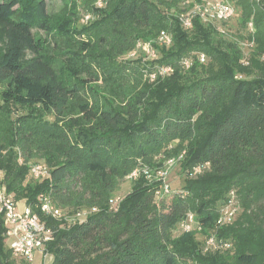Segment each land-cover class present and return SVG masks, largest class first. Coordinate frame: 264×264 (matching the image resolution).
I'll list each match as a JSON object with an SVG mask.
<instances>
[{
	"label": "trees",
	"instance_id": "trees-1",
	"mask_svg": "<svg viewBox=\"0 0 264 264\" xmlns=\"http://www.w3.org/2000/svg\"><path fill=\"white\" fill-rule=\"evenodd\" d=\"M64 1L49 13L47 0H0V170L7 192L51 230L50 264H264V67L257 63L264 55V0H228L242 26L252 23L249 59L259 71L251 79L237 78L252 70L239 63L236 49L213 45L214 29L196 16L186 29L150 0H101L105 7L91 9L99 18L78 30L76 0ZM41 31L55 40L56 53ZM161 31L171 35L170 45L156 44ZM139 40L151 41L157 58L118 60ZM185 58L192 61L187 69ZM165 66L172 71L143 80L142 72ZM99 78L102 90L91 83ZM112 96L126 103L116 107ZM18 106L25 113L12 119ZM16 146L42 152L49 177L25 182L29 165L20 164ZM183 151L181 192L156 196L158 182L140 175L110 208L117 181L138 158L163 154L164 161ZM202 163L208 166L192 175ZM231 191L239 212L216 227ZM43 193L58 208L68 196L75 211L95 210L68 224L41 212ZM188 213L201 230L173 236ZM4 232L0 220V264H27L13 258ZM195 232H214L230 246L203 252Z\"/></svg>",
	"mask_w": 264,
	"mask_h": 264
},
{
	"label": "built area",
	"instance_id": "built-area-1",
	"mask_svg": "<svg viewBox=\"0 0 264 264\" xmlns=\"http://www.w3.org/2000/svg\"><path fill=\"white\" fill-rule=\"evenodd\" d=\"M206 1L207 0H195L194 5L197 6L196 10L189 14L186 12L179 16L180 23L184 28L190 29L192 27V18L194 16L198 17L203 22L210 20V23H214L216 21L221 22L229 20L235 14V7L228 0ZM185 3L189 4L188 0ZM98 5H102L101 0L98 1ZM248 28L253 31L251 22H248ZM155 42L158 46H168L171 43V35L161 31ZM139 55L143 56L146 60L155 59L157 58V48L151 41L143 42L139 40L135 48L129 53V56L131 58H136ZM198 57L201 62L206 60L203 53H199ZM191 62V59L185 58L182 60V65L187 69L191 65ZM171 71L172 68L170 66L158 67L156 72L150 73L148 76L153 80L156 73L164 75ZM183 154L184 151L179 155L178 159H180ZM174 161L173 159L168 160L166 165L154 171V175L146 167L135 168L129 173L127 178L135 180L140 175H143L145 179L151 181L153 177L159 184L155 194L156 196H161L173 191L168 182H166V175L169 166H171ZM207 166L208 163L196 165L193 167L191 174H199ZM49 170L50 168L47 165L36 162L29 165L28 175L34 180L41 181L49 177ZM3 178L4 173L0 170V220L5 227V246L11 251L13 258L19 262L33 264L35 257L39 256L41 260L39 264H46L45 260L50 254L45 250V244L51 239L52 232L46 227L44 221L40 219L38 214L34 213L24 203L19 205V201H16L13 195L7 192L5 184L3 183ZM38 198L40 200V210L44 215L55 218L56 220L63 219L68 224L83 221L87 214L95 210V208H91L89 210H77L71 214L63 213L60 208L53 205L49 194H39ZM119 202V198L115 200L109 199L110 208L116 210ZM238 212L239 206L235 199L234 192L231 191L227 195V200L220 205L216 227L231 223ZM178 226H180L183 232L201 230V225L195 220V216L192 213H188ZM229 246L230 244L228 241L217 238L216 234L213 232L205 236L202 250L203 252L225 250Z\"/></svg>",
	"mask_w": 264,
	"mask_h": 264
},
{
	"label": "rangeland",
	"instance_id": "rangeland-1",
	"mask_svg": "<svg viewBox=\"0 0 264 264\" xmlns=\"http://www.w3.org/2000/svg\"><path fill=\"white\" fill-rule=\"evenodd\" d=\"M98 1L92 2L90 6L86 4L85 0H76V16H75V23L74 26L80 30L86 26H89L93 21L98 19L99 17L94 15L93 10L91 11L92 8H94V5L97 7H100L98 5ZM154 3H156L160 9H162L164 12H167L171 15L174 16H181L184 13H191L196 10V5L195 0H188L189 4H186L185 2L187 0H150ZM208 2H213V0H207ZM206 1V2H207ZM47 9L49 13H56L59 12L65 4L64 0H47ZM101 7H105V5H101ZM206 27H211L214 29V31L210 32L209 38L210 41L213 45L218 46L221 49L228 50L231 47L236 49L238 52H240L239 56V63H241L244 66L250 67V70H252V73L248 74H240L237 73V78L239 79H251L255 76L258 75L259 69L256 66H253L250 63V56H251V51H252V46L253 44L248 40V31L249 28L246 25L245 27L240 24V16L236 14L232 18L226 21H216L214 23H210L209 21L205 22ZM210 25V26H209ZM41 38L45 39L47 42V50L51 53H56L58 48L55 45V40L51 37V35L46 34L44 32H37ZM85 36L84 34L77 35L78 38H83ZM101 46H105L106 44L104 42H100ZM3 41L0 40V50L3 49ZM132 59L129 56V52H126L125 54H121L118 56V60H130ZM257 63H260L264 67V55L258 57ZM142 77L143 80H146L147 82H150L148 75H146V72H142ZM91 83L94 86H98L99 89L102 90L103 88V81L101 78L97 82L91 81ZM110 100H112V104L116 107H120L121 105L125 104L123 102L125 99H120V97H109ZM108 99V98H107ZM75 112V109L69 110V115H72V113ZM25 113V111L21 107H14L13 108V115L11 116L12 119L15 118V116H18L20 114ZM67 116V117H68ZM49 120H52V116H48ZM176 142L171 143L172 145H175ZM172 145H169L170 147ZM35 150V149H34ZM13 152L16 153V156L20 162V164L27 163L28 165L32 163H43L45 165H48L44 158L42 157V152L40 151H33L29 150L28 147L24 146H16L13 149ZM180 155V154H179ZM179 155L177 156H172L169 158H166L164 161V155L163 154H157L153 156L152 160L150 162L144 161L141 158H138L136 161V165L134 168H148V170L151 171V173L154 175V171L157 170L160 166L158 165V162L162 160V166L166 165V162L170 159L175 160L172 162V165L169 166L167 170V175H166V182H168L169 186L173 191L181 192L182 188L185 185V179H186V174L182 171L181 169V162L178 159ZM129 175V174H128ZM126 175L124 178H120L117 181L116 186L114 187L113 191L110 194V198L112 200H115L116 198H119L120 200L123 198V196L131 190V187L133 185L134 180H131L127 178ZM35 181L29 175L26 176L25 182H33ZM149 181V180H148ZM147 181V182H148ZM155 181L154 178L152 177L150 182ZM79 189V187H76ZM76 190V189H75ZM68 196L66 198H62L58 200V205L60 209L63 211V213H67V211H71L75 209V206H71L70 204L67 203ZM19 205L24 203L23 200H18ZM65 201V202H64ZM75 211V210H74ZM236 218V217H235ZM182 229L180 226H177L173 231L172 235L176 236L180 233H182ZM195 238L199 242H204L205 236L199 232H195ZM52 258V257H51ZM51 258L50 256L46 258V264L51 263ZM40 258L39 256L35 257V260L33 261V264H39L40 263Z\"/></svg>",
	"mask_w": 264,
	"mask_h": 264
},
{
	"label": "crops",
	"instance_id": "crops-1",
	"mask_svg": "<svg viewBox=\"0 0 264 264\" xmlns=\"http://www.w3.org/2000/svg\"><path fill=\"white\" fill-rule=\"evenodd\" d=\"M52 257V255H50V258ZM40 258V257H39ZM51 260H52V258H51Z\"/></svg>",
	"mask_w": 264,
	"mask_h": 264
}]
</instances>
